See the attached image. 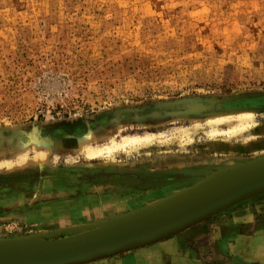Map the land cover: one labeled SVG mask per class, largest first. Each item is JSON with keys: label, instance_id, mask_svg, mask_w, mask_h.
Wrapping results in <instances>:
<instances>
[{"label": "rangeland", "instance_id": "1", "mask_svg": "<svg viewBox=\"0 0 264 264\" xmlns=\"http://www.w3.org/2000/svg\"><path fill=\"white\" fill-rule=\"evenodd\" d=\"M232 109L254 112L205 120ZM118 125L149 137L80 160L85 126ZM32 137L59 140L3 173L19 179L0 182V255L132 229L245 176L264 163V0H0V148Z\"/></svg>", "mask_w": 264, "mask_h": 264}, {"label": "crops", "instance_id": "2", "mask_svg": "<svg viewBox=\"0 0 264 264\" xmlns=\"http://www.w3.org/2000/svg\"><path fill=\"white\" fill-rule=\"evenodd\" d=\"M250 203H255L257 214H263L254 225L247 218L245 208ZM238 205L213 214L214 220L206 225L195 224L120 254L83 264L264 263V195L259 194ZM210 232L213 233V239L210 238Z\"/></svg>", "mask_w": 264, "mask_h": 264}, {"label": "water", "instance_id": "3", "mask_svg": "<svg viewBox=\"0 0 264 264\" xmlns=\"http://www.w3.org/2000/svg\"><path fill=\"white\" fill-rule=\"evenodd\" d=\"M243 172L246 173L245 176L233 180L226 187L199 201L196 197L187 198V202H196L193 206L141 226L122 231L108 229L94 237L66 239L39 251L0 255V264H69L110 254L139 243H149L205 219L216 210L245 196L264 190V163Z\"/></svg>", "mask_w": 264, "mask_h": 264}, {"label": "bare ground", "instance_id": "4", "mask_svg": "<svg viewBox=\"0 0 264 264\" xmlns=\"http://www.w3.org/2000/svg\"><path fill=\"white\" fill-rule=\"evenodd\" d=\"M253 112H254V109H251V110L232 109V110H223V111L222 110H213L212 113L206 115L205 120L208 122H215L217 120H222L225 117L233 115V114L235 116H239V117H248V116H251L253 114ZM121 127L122 126L118 125L116 127L114 126L113 128H108V129L104 130L103 132L102 131L100 132V131L94 130L90 126H85L83 128V130L81 131V133L77 134L75 136L76 147H75L74 152L79 154L78 157L80 158L81 161L84 160L88 164H90L97 157H100V156H103L104 158L108 157L110 155V153L116 149H122L125 147L127 149V147L129 145H132L133 143H136V142L138 143L141 140H146L149 137L148 134H139V133H125L124 132L122 134H119ZM32 138H34V137H32ZM32 138H30L29 140H31ZM35 139L36 138L32 139V142L30 144H23L24 143L23 142L19 149L11 150L9 148H0V174H1L0 175V182L1 181H11V180L16 179V178L19 179V177H12V176L7 175V173L3 175L4 172L13 171L16 169H22V168L29 166V165H32V164H41L42 162H44L45 154L48 150L47 147H49L50 145H53V146L56 145L54 141L57 142L59 140L58 138H50V137L43 138L42 141L39 139V141H41V144H43V146H44L45 152H43V151L37 149L38 146H40V142L38 140H35ZM29 151H32V154H28ZM257 157L258 156H256V158ZM259 158L260 157H258V159ZM228 168H232V166H230ZM220 170L224 171L225 169H220ZM1 171H3V172L1 173ZM71 187H74V186H71ZM75 190H77V189L75 188ZM35 194L36 193L33 194V191H32L31 196H27V197L31 198L32 196H35ZM251 196H245L242 199H240V200H238V201H236L230 205H226V206L222 207L221 209L216 210L214 213H212L208 217L212 216L213 214L217 213L218 211H220L224 208L232 206V205H234L238 202H241V201H243V200H245ZM61 205H62V203H61ZM208 217H206V218H208ZM205 219H201V220H199V221H197V222H195L189 226L180 228L174 232H171L169 235L175 234V233H177L181 230H184L190 226L198 224ZM169 235H167V236H169ZM163 237H165V236L158 237V238L154 239L153 241L158 240V239L163 238ZM263 241H264V239H263ZM142 244H146V243H139L138 245L128 247V248H124V249H120V250L112 252L110 254H105V255L90 258V259H84V260H80V261H77L74 263H69V264H83V263H86L89 261L97 260L99 258L110 256L113 254H120L122 252H125V251L131 249V248L138 247Z\"/></svg>", "mask_w": 264, "mask_h": 264}]
</instances>
